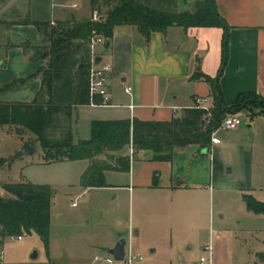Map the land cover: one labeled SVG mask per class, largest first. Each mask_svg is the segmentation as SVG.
<instances>
[{"label": "crops", "instance_id": "1", "mask_svg": "<svg viewBox=\"0 0 264 264\" xmlns=\"http://www.w3.org/2000/svg\"><path fill=\"white\" fill-rule=\"evenodd\" d=\"M5 1L0 0L1 85L27 78L45 65L44 61L31 60L33 49L24 50L26 42L41 37L36 26L26 21L69 24L92 19L94 15L93 0L86 5L69 0L60 3L11 0V6ZM215 4L229 26L227 60L219 78L224 102L230 106L242 93L264 97V0H215ZM95 51L102 63L112 67L108 88L110 104L107 107L81 105L73 108L70 117L61 116L71 131L74 121L84 122L88 127L78 143L91 138L93 122L170 123L181 118L184 110L194 108L197 98H208L207 107L212 108V85L199 75L207 76L212 82L217 79L224 60V29L216 26L186 30L174 26L164 33H152L146 43L134 27L118 26L108 46L96 45ZM41 84V78H35L3 93L0 101L31 103ZM127 88L131 90L129 93ZM246 119L249 129L257 127L254 119ZM222 130L216 132L214 138L218 142L213 143L212 139L209 149L199 145L178 147L169 162L154 161L153 154L144 151H136L131 157V146L118 152H104L96 162L116 167L118 158L131 160L129 172L105 171L108 187L104 188L82 185V178L92 164L89 160L50 162L70 165L67 167L74 171V175L66 178V185L72 186L66 195L71 197L72 208L81 207L71 214V221L74 219L75 223H64L56 236L50 230V253L46 262L38 263L37 257L16 263L8 259L10 243L5 242L3 264H104L96 261L97 255L89 257L91 251L103 250L108 254L122 238L128 239V247L135 252L149 248L151 258L159 245L169 240L165 246L169 256L174 251L180 253L183 248L202 255L204 246L214 244V264H264V216L251 212L244 200L245 196H251L264 203V187L240 192L233 212L237 221L233 239L226 235L225 227L215 234L209 230L208 238L205 237L207 222L210 225L212 221L213 197L226 191L212 178L213 149L221 151L223 147V140L218 137ZM233 131L246 135L242 126ZM31 139L36 141L35 136ZM73 180L76 183H71ZM84 195L91 196L84 204L73 207V201L85 199ZM55 196L52 195L51 216L57 203ZM107 200L115 205L105 207ZM96 206L99 221L92 224L91 213L89 219L84 216L86 210H94ZM186 255L181 254L180 264L187 263L189 255ZM144 262L145 259L141 264Z\"/></svg>", "mask_w": 264, "mask_h": 264}, {"label": "trees", "instance_id": "2", "mask_svg": "<svg viewBox=\"0 0 264 264\" xmlns=\"http://www.w3.org/2000/svg\"><path fill=\"white\" fill-rule=\"evenodd\" d=\"M105 19L74 21L52 26L28 20L40 32V40L26 42L24 50H34L31 60L47 64L35 74L0 86V96L41 78V89L31 103L0 101V129L9 127L23 138L30 133L39 141L45 159L50 162L89 160L92 162L82 178L85 188L108 187L105 171L129 172L130 158H118L116 167L95 159L104 152H118L125 147L151 152L154 161L169 162L178 147L199 145L209 149L213 133L221 128L228 115L248 112L247 118L264 117V97L253 93L240 94L233 104L224 102L219 85L228 54L229 26L217 11L215 0H199L193 10H178L170 0H107L103 6L93 0V11ZM118 26H131L150 41L154 32L164 33L170 27H222L224 29V60L216 80L205 75L199 78L212 85L213 106L210 111L190 108L170 123L130 120L97 121L92 123L91 138L75 144L71 129L63 137L53 139L47 130L55 116L70 117L74 107L90 105L89 68L91 39L96 35L112 38ZM105 43V46H108ZM87 60V62L85 61ZM197 75L194 79H197ZM2 189L11 198L0 197V227L3 235L25 236L36 233L46 246L50 241L52 189L32 184H4ZM27 196L31 200H27ZM244 200L248 209L264 216V203L251 196Z\"/></svg>", "mask_w": 264, "mask_h": 264}, {"label": "rangeland", "instance_id": "3", "mask_svg": "<svg viewBox=\"0 0 264 264\" xmlns=\"http://www.w3.org/2000/svg\"><path fill=\"white\" fill-rule=\"evenodd\" d=\"M9 1L11 0H6L4 3L7 4ZM54 1L60 3L62 0ZM69 1L71 3L78 2L81 5H86L90 0ZM99 1L100 5L103 6L107 0ZM170 1L173 2L175 8L178 10H193L199 0ZM11 2L8 3L9 6H11ZM101 12L102 14L99 15V20L105 19L106 10L103 7ZM0 59L3 58L0 57ZM85 61L87 62V60ZM44 62L46 65L47 60H44ZM247 115L248 112L228 115V117L236 116L244 120L242 128L246 132L245 136L237 135L233 130H225L223 124L221 125L220 129L223 130L218 137L223 140V147L221 151H214L213 149L212 178L216 184L225 187L226 191L218 192L213 197L212 221L211 226L207 222L206 238H208L209 230H212L213 234H215L221 227H225L227 231L226 235L229 236V239H233L235 237L234 231L237 229V221L234 219L233 212L239 202L238 196H240V192L243 189H260L264 187V118L261 116L255 117L254 121L257 127L251 130L247 127ZM61 116L59 115L53 118V123L47 130V136L53 139H60L67 129H70L69 125H64ZM86 127L84 122L78 124L74 121L72 135L75 143H78L79 139L84 137L85 131H88V127ZM31 138H34V136L29 133H24L22 138L15 133L14 129H10L9 127L0 129V197L5 199L12 197L2 189L4 184H32L34 186L50 187L52 189V195H56L55 198L57 199V203L53 205L50 226L52 234L56 236L60 234L61 227L64 223H75L74 219L71 221V214L81 209V207L72 208L70 206L72 203L71 197L66 195L70 192L69 188L72 187L71 185H66L68 183L66 178L70 174L74 175V171H71L70 167H67L70 165L48 163L40 142ZM25 143L33 146L36 152L18 156L19 151ZM71 183H76V181L73 180ZM89 196L91 195L85 196V199H77L73 202L77 203V205L84 204ZM112 204L115 205L113 201L107 200L105 207H109ZM89 213H91L92 224L98 223L99 210L97 206L94 210H86L84 216L86 219H89ZM23 237V241L10 242L7 253L8 259L16 263L30 261L31 256L36 252L38 254L37 262H46L48 260V254L50 253V241L49 245L46 246L36 233ZM168 244L169 240L160 244L157 253L152 258L150 257L151 252L149 248L140 252L145 259L144 264H180L181 254L185 253L189 255H186L188 256L186 258V264H199L200 258L206 256L204 251H202V255H199L195 250L187 252L185 248L180 253L174 251L169 256L168 250L165 247ZM106 253L103 250L96 252L92 250L89 257L93 258L97 255V257L103 258Z\"/></svg>", "mask_w": 264, "mask_h": 264}, {"label": "built area", "instance_id": "4", "mask_svg": "<svg viewBox=\"0 0 264 264\" xmlns=\"http://www.w3.org/2000/svg\"><path fill=\"white\" fill-rule=\"evenodd\" d=\"M93 21H99V15L94 13L92 17ZM52 25H55L52 23ZM106 39L103 36L96 35L91 39L90 48H91V58H90V68H89V96H90V105L91 106H100L107 107L109 106V85L110 78L112 73V67L108 64L100 62L97 64L98 55L95 51L96 45H105ZM130 88L126 89V92L129 93ZM208 98H197L195 100L194 108L205 109L210 111L211 108L207 107L209 103ZM244 120L236 117L229 116L223 122V128L225 130H236L238 127L242 126ZM217 132V131H216ZM216 132L213 133V143H217L218 140L214 138ZM136 150L131 148V157L134 156ZM73 207L77 206V203L72 204ZM132 236V233H130ZM127 241L126 245V255L123 262H117L113 256L106 254L105 257H97L96 261L104 264H141L144 261L142 254L135 252L131 247H128L129 241L127 238H124ZM23 240L22 236L15 235H3L2 227H0V264H3L5 252L3 250V244L5 242H20ZM203 251L206 253V256L201 257L199 264H214V255H213V246L206 245L203 247Z\"/></svg>", "mask_w": 264, "mask_h": 264}, {"label": "water", "instance_id": "5", "mask_svg": "<svg viewBox=\"0 0 264 264\" xmlns=\"http://www.w3.org/2000/svg\"><path fill=\"white\" fill-rule=\"evenodd\" d=\"M108 42L109 40H106V43ZM100 59L101 58L99 57L97 58V64L101 62ZM247 127L250 128V125H248ZM35 152L36 150L34 149L33 146H31L29 143H25L23 147L21 148V150L19 151L18 156H22L25 154H31ZM26 198L27 200H31L30 196H27ZM126 245H127V241L124 238H122L118 241V243L113 248L108 250V254L113 256L115 261L123 262L125 259V255H126ZM37 257H38V254L36 252L31 256L32 259H37Z\"/></svg>", "mask_w": 264, "mask_h": 264}]
</instances>
